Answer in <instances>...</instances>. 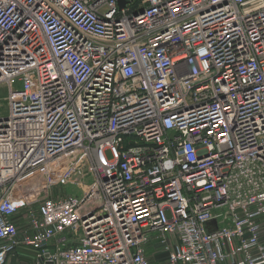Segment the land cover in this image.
<instances>
[{"label":"built area","instance_id":"built-area-1","mask_svg":"<svg viewBox=\"0 0 264 264\" xmlns=\"http://www.w3.org/2000/svg\"><path fill=\"white\" fill-rule=\"evenodd\" d=\"M124 2L0 0V264H264V0Z\"/></svg>","mask_w":264,"mask_h":264},{"label":"rangeland","instance_id":"rangeland-1","mask_svg":"<svg viewBox=\"0 0 264 264\" xmlns=\"http://www.w3.org/2000/svg\"><path fill=\"white\" fill-rule=\"evenodd\" d=\"M7 97V92L6 90L0 88V109L3 110L2 113L4 114L6 111L5 107L7 106V102L5 101V98ZM77 159V158H76ZM92 180V176L90 175L89 181ZM71 192H74V189H70ZM24 262V261H22Z\"/></svg>","mask_w":264,"mask_h":264},{"label":"trees","instance_id":"trees-1","mask_svg":"<svg viewBox=\"0 0 264 264\" xmlns=\"http://www.w3.org/2000/svg\"><path fill=\"white\" fill-rule=\"evenodd\" d=\"M33 253L28 249H19L17 251V258L21 261H28Z\"/></svg>","mask_w":264,"mask_h":264},{"label":"water","instance_id":"water-1","mask_svg":"<svg viewBox=\"0 0 264 264\" xmlns=\"http://www.w3.org/2000/svg\"><path fill=\"white\" fill-rule=\"evenodd\" d=\"M119 5L121 8H123L125 6L124 0H119Z\"/></svg>","mask_w":264,"mask_h":264},{"label":"crops","instance_id":"crops-1","mask_svg":"<svg viewBox=\"0 0 264 264\" xmlns=\"http://www.w3.org/2000/svg\"><path fill=\"white\" fill-rule=\"evenodd\" d=\"M11 264H17V258L16 257L11 260Z\"/></svg>","mask_w":264,"mask_h":264}]
</instances>
